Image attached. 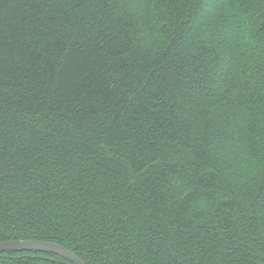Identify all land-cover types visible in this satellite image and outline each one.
I'll list each match as a JSON object with an SVG mask.
<instances>
[{
	"label": "trees",
	"instance_id": "1",
	"mask_svg": "<svg viewBox=\"0 0 264 264\" xmlns=\"http://www.w3.org/2000/svg\"><path fill=\"white\" fill-rule=\"evenodd\" d=\"M9 240L264 264V0H0Z\"/></svg>",
	"mask_w": 264,
	"mask_h": 264
},
{
	"label": "water",
	"instance_id": "2",
	"mask_svg": "<svg viewBox=\"0 0 264 264\" xmlns=\"http://www.w3.org/2000/svg\"><path fill=\"white\" fill-rule=\"evenodd\" d=\"M22 251H44L52 252L67 258L71 264H85L82 259L72 250L54 242L46 241H23L9 240L0 241V253L22 252Z\"/></svg>",
	"mask_w": 264,
	"mask_h": 264
},
{
	"label": "rangeland",
	"instance_id": "3",
	"mask_svg": "<svg viewBox=\"0 0 264 264\" xmlns=\"http://www.w3.org/2000/svg\"><path fill=\"white\" fill-rule=\"evenodd\" d=\"M13 258V257H12ZM26 259H21V258H19V259H16V260H21V261H28V264H60V263H57V262H48V261H46V260H40L39 261V259H34V258H32V259H30V258H27V257H25ZM13 259H11V258H8V261L7 262H4V263H6V264H17V262L16 263H13V262H10V261H12ZM104 260H106V258H100V262H103ZM0 264H3V263H0Z\"/></svg>",
	"mask_w": 264,
	"mask_h": 264
}]
</instances>
